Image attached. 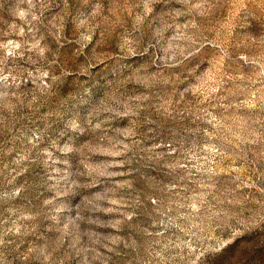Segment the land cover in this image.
I'll use <instances>...</instances> for the list:
<instances>
[{"label": "rangeland", "instance_id": "rangeland-1", "mask_svg": "<svg viewBox=\"0 0 264 264\" xmlns=\"http://www.w3.org/2000/svg\"><path fill=\"white\" fill-rule=\"evenodd\" d=\"M0 264H264V0H0Z\"/></svg>", "mask_w": 264, "mask_h": 264}]
</instances>
